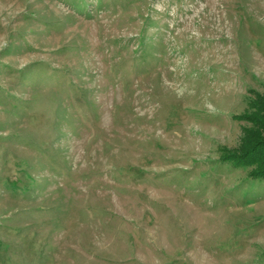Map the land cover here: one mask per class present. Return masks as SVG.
<instances>
[{
  "label": "rangeland",
  "instance_id": "1",
  "mask_svg": "<svg viewBox=\"0 0 264 264\" xmlns=\"http://www.w3.org/2000/svg\"><path fill=\"white\" fill-rule=\"evenodd\" d=\"M261 97L264 0H0V264H264Z\"/></svg>",
  "mask_w": 264,
  "mask_h": 264
},
{
  "label": "trees",
  "instance_id": "2",
  "mask_svg": "<svg viewBox=\"0 0 264 264\" xmlns=\"http://www.w3.org/2000/svg\"><path fill=\"white\" fill-rule=\"evenodd\" d=\"M251 109L255 112L249 117L254 130L246 129L239 154H228L226 160L236 165L255 166L251 176L264 179V97L250 102Z\"/></svg>",
  "mask_w": 264,
  "mask_h": 264
}]
</instances>
